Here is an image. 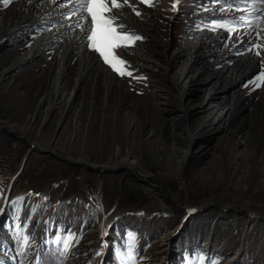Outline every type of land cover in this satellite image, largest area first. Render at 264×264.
Here are the masks:
<instances>
[{
  "label": "rangeland",
  "instance_id": "1",
  "mask_svg": "<svg viewBox=\"0 0 264 264\" xmlns=\"http://www.w3.org/2000/svg\"><path fill=\"white\" fill-rule=\"evenodd\" d=\"M121 3L112 14L122 30L143 37L115 50L130 76L87 47L70 0H0V38L19 40L0 47V149L10 139L19 148L3 159L0 198L24 160L0 232L14 225L23 243V229L31 252L50 240L68 252L64 264H122L129 233L135 264H264V83L259 72L240 81L257 63L264 71V20L213 27L264 16V4ZM27 140L70 162L30 153ZM209 202L234 208L210 205L181 222V205Z\"/></svg>",
  "mask_w": 264,
  "mask_h": 264
},
{
  "label": "snow or ice",
  "instance_id": "2",
  "mask_svg": "<svg viewBox=\"0 0 264 264\" xmlns=\"http://www.w3.org/2000/svg\"><path fill=\"white\" fill-rule=\"evenodd\" d=\"M11 2L12 0H3L4 6L9 5ZM70 2L76 6L72 14L78 17L79 22L76 26L81 29L84 37L88 41L87 47L95 51L103 60L104 64L108 65L113 71L121 76H130L132 73L127 71V62L116 55L115 50L120 47L132 46L136 41L143 39V37L131 31H123L122 29L126 26L118 23V17L112 14L114 9H120L122 7L121 0H70ZM139 2L147 6H151L152 4V0H139ZM214 2H216V0H214ZM242 2H244V0H224V3L230 5H239ZM128 3L129 0H123V4ZM178 3L179 0H173V10L176 9ZM259 3L264 4V0H259ZM229 10H231V8ZM236 10L245 11V9L239 7H237ZM220 11L223 12L225 9L222 7ZM140 14L139 11H136V15ZM260 20H264V16H256L253 14L252 19L241 16L237 20L216 23L213 27L224 28L231 32L234 31L237 26H243L247 23L248 27L254 26L259 28L260 24L258 22ZM259 47H264V45H260ZM256 54L260 55L259 51H257ZM256 80L264 83V71H259ZM260 86V83L256 84L257 88ZM22 239L24 244L27 245L29 237L25 235ZM70 239L71 237L64 239L65 251L70 246ZM60 240L61 237L57 236L56 242L59 243ZM134 245L135 235L129 233L128 251L126 253H118L122 260V264H135L133 254Z\"/></svg>",
  "mask_w": 264,
  "mask_h": 264
},
{
  "label": "water",
  "instance_id": "3",
  "mask_svg": "<svg viewBox=\"0 0 264 264\" xmlns=\"http://www.w3.org/2000/svg\"><path fill=\"white\" fill-rule=\"evenodd\" d=\"M45 25H47V24H45ZM15 42V40L13 41V40H9V41H4V37L2 36L1 38H0V47L1 46H11V45H13V43ZM257 58V57H256ZM258 59V58H257ZM261 69V67H260V64H258L257 63V65L254 67V68H252L251 70H249V72L246 74V75H244L243 77H241L240 78V81H243V80H245V79H248V78H251V77H253L254 75H255V73H257V72H259V70ZM238 83L239 82H237V84L236 85H238ZM231 87H233V86H231ZM0 129H1V125H0ZM27 142H28V144L30 145V148L29 149H37V151H39V152H49V153H51V154H54L55 156H57V157H59V158H61V159H65V160H68V159H66V157L65 156H63L61 153H56L54 150H51V149H43V148H40V147H38L37 145H35V143H33V142H31L30 140H27ZM31 150V151H32ZM29 151V150H28ZM30 151V152H31ZM30 153H26V156H28ZM25 156V157H26ZM69 162H70V160H68ZM23 164V163H22ZM118 168H115L113 171H116ZM94 170V169H93ZM142 181H145V182H147L150 186H152V187H157L158 186V184H156L155 182H152L150 179H141ZM159 188L162 190V187L159 185ZM9 194H10V187L7 189V193H6V200H8V198H9ZM210 205H219L220 206V204L219 203H214V202H209V203H207V204H204V205H202V206H200L199 208H197V207H194V206H192V207H187V206H184V205H181V207L185 210V213H186V215H185V217H183L182 218V220H181V222L182 223H186L187 221H188V217L190 216V215H193V214H195V213H197V212H200V210H203V209H205L207 206H210ZM226 206H228V207H226V208H224V207H221V209L223 210V209H232V208H234L233 207V205H226ZM258 214V213H257ZM258 215H260V214H258ZM178 228V227H177ZM176 228V229H177Z\"/></svg>",
  "mask_w": 264,
  "mask_h": 264
},
{
  "label": "trees",
  "instance_id": "4",
  "mask_svg": "<svg viewBox=\"0 0 264 264\" xmlns=\"http://www.w3.org/2000/svg\"><path fill=\"white\" fill-rule=\"evenodd\" d=\"M2 136V135H1ZM1 139V138H0ZM12 139H10L9 144L7 143V146L0 151V162H4L5 160H3L4 158H7L8 160H11L12 158V154L15 153V156H17L16 151H13L10 147V143H11ZM22 154L26 151H20ZM13 161V160H12ZM64 260V254L62 252H60L58 249H55L52 247V245L48 244L47 246H45L42 249L41 252V256H40V260L38 264H62Z\"/></svg>",
  "mask_w": 264,
  "mask_h": 264
},
{
  "label": "bare ground",
  "instance_id": "5",
  "mask_svg": "<svg viewBox=\"0 0 264 264\" xmlns=\"http://www.w3.org/2000/svg\"><path fill=\"white\" fill-rule=\"evenodd\" d=\"M55 8H56V7H55ZM68 8H70V7L68 6L67 9H66V11H68V12H70V11L73 10V9H68ZM73 18H75V15L73 16ZM72 26H73V25H72ZM247 58H248V55H247ZM247 58H246V56L243 57L244 60H246ZM251 65H252V64H251ZM118 163H119V162H118ZM127 163H129V162H127ZM132 164H133V163H132ZM128 165H129V164H128Z\"/></svg>",
  "mask_w": 264,
  "mask_h": 264
},
{
  "label": "crops",
  "instance_id": "6",
  "mask_svg": "<svg viewBox=\"0 0 264 264\" xmlns=\"http://www.w3.org/2000/svg\"><path fill=\"white\" fill-rule=\"evenodd\" d=\"M39 195V193L38 194H36V196H38Z\"/></svg>",
  "mask_w": 264,
  "mask_h": 264
},
{
  "label": "built area",
  "instance_id": "7",
  "mask_svg": "<svg viewBox=\"0 0 264 264\" xmlns=\"http://www.w3.org/2000/svg\"><path fill=\"white\" fill-rule=\"evenodd\" d=\"M18 147V146H17Z\"/></svg>",
  "mask_w": 264,
  "mask_h": 264
}]
</instances>
